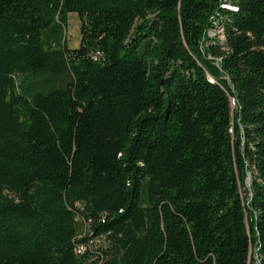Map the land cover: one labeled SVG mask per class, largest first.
I'll list each match as a JSON object with an SVG mask.
<instances>
[{
	"label": "trees",
	"instance_id": "trees-1",
	"mask_svg": "<svg viewBox=\"0 0 264 264\" xmlns=\"http://www.w3.org/2000/svg\"><path fill=\"white\" fill-rule=\"evenodd\" d=\"M0 264H264V0H0Z\"/></svg>",
	"mask_w": 264,
	"mask_h": 264
},
{
	"label": "rangeland",
	"instance_id": "rangeland-1",
	"mask_svg": "<svg viewBox=\"0 0 264 264\" xmlns=\"http://www.w3.org/2000/svg\"><path fill=\"white\" fill-rule=\"evenodd\" d=\"M214 32L210 31L209 35H213ZM65 37H66V44L68 46H75L78 41V17L75 12H69L67 14V23L65 26ZM219 41L221 42V35H219Z\"/></svg>",
	"mask_w": 264,
	"mask_h": 264
},
{
	"label": "built area",
	"instance_id": "built-area-1",
	"mask_svg": "<svg viewBox=\"0 0 264 264\" xmlns=\"http://www.w3.org/2000/svg\"><path fill=\"white\" fill-rule=\"evenodd\" d=\"M81 248V246H78V249H80Z\"/></svg>",
	"mask_w": 264,
	"mask_h": 264
}]
</instances>
